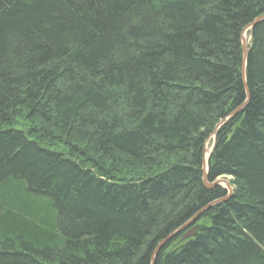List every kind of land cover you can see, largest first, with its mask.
I'll use <instances>...</instances> for the list:
<instances>
[{
	"label": "trees",
	"instance_id": "trees-1",
	"mask_svg": "<svg viewBox=\"0 0 264 264\" xmlns=\"http://www.w3.org/2000/svg\"><path fill=\"white\" fill-rule=\"evenodd\" d=\"M262 15L264 0H0V264H264V20L248 99L240 41ZM224 120L207 183L232 178L227 199L202 182Z\"/></svg>",
	"mask_w": 264,
	"mask_h": 264
},
{
	"label": "water",
	"instance_id": "water-1",
	"mask_svg": "<svg viewBox=\"0 0 264 264\" xmlns=\"http://www.w3.org/2000/svg\"><path fill=\"white\" fill-rule=\"evenodd\" d=\"M263 20H264V15H262V16L256 18L254 21H252L248 26H246V27L243 29V31H242V33H241V37H240L241 48H242L241 79H242L243 87H244V89H245V91H246V97H247V99H248V94H247V90H246V82H245V66H246V60H247V50H246V45H245V43H244V40H243L242 34H243L245 31H251V30L254 28V26H256L257 24H259V23L262 22ZM246 102H247V101H246ZM245 104H246V103H244L243 105H241L237 110L241 109ZM237 110L234 111L230 116H232L233 114H235V113L237 112ZM225 120H226V119H225ZM222 123H223V122H222ZM222 123H220V124H222ZM220 124H218V125L215 127L214 131L212 132V135H211V136H212V138H213V144H214V141H215L216 129L219 127ZM210 151H211V150L208 151L207 155L204 154L203 159H202V182H203L204 187H206V188H212V187H214V186H216V185H219V182H218V181H215V182H213L212 184H208V183H207L208 157H209ZM223 183H224V185H225L224 188H225V190H226L227 193H228V196L226 197V199H227V198L229 197V195L231 194V189H230V186H229L228 183H225V182H223ZM226 199H224V200H226ZM224 200H219V201L213 202V203H211L210 205H208L207 207H205L203 210H201L199 213H197V214H196V215H195V216H194V217H193L188 223H186L182 228H180V229L177 230L176 232L172 233V234H171V235H170L165 241H162L161 243H159V245L157 246V248H156V250H155V253L157 252V249H159L161 246H163L164 243H165L167 240L171 239L173 236H175L176 234H178V233H179L182 229H184L186 226H188V225L194 223V222L196 221V219L199 217V215H200L204 210H206L207 208H209V207H211V206H213V205H215V204H217V203H219V202H221V201H224ZM195 230H196V228H194V229H192L191 231H189V232L185 235V237H189V236H191V235L194 233ZM155 253H154V255H155ZM151 264H154V256H153L152 259H151Z\"/></svg>",
	"mask_w": 264,
	"mask_h": 264
},
{
	"label": "rangeland",
	"instance_id": "rangeland-1",
	"mask_svg": "<svg viewBox=\"0 0 264 264\" xmlns=\"http://www.w3.org/2000/svg\"><path fill=\"white\" fill-rule=\"evenodd\" d=\"M242 37H243V40H244V43L247 47L248 43H249V35H248V31H245L243 34H242ZM20 126L24 129V130H28V128H30V122L29 121H26L25 118H20ZM36 137V136H34ZM53 145V144H51ZM57 149H60V150H65L64 148V145H54ZM212 148V139H209L205 145H204V154H206V151L208 153V151ZM122 174H126L124 171H122ZM232 180V178L230 177H227V176H224V177H220L218 178L216 181L219 182V186L221 187H224V183H229L230 181ZM232 189V187H230Z\"/></svg>",
	"mask_w": 264,
	"mask_h": 264
},
{
	"label": "bare ground",
	"instance_id": "bare-ground-1",
	"mask_svg": "<svg viewBox=\"0 0 264 264\" xmlns=\"http://www.w3.org/2000/svg\"><path fill=\"white\" fill-rule=\"evenodd\" d=\"M206 155H207V151H206Z\"/></svg>",
	"mask_w": 264,
	"mask_h": 264
}]
</instances>
